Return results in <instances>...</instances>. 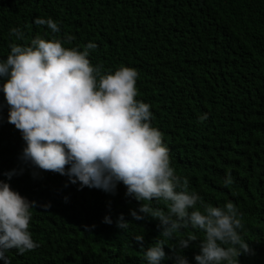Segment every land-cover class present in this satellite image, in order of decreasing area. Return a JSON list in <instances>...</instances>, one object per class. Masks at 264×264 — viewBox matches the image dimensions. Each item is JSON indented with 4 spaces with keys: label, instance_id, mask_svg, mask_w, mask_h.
Here are the masks:
<instances>
[{
    "label": "trees",
    "instance_id": "16d2710c",
    "mask_svg": "<svg viewBox=\"0 0 264 264\" xmlns=\"http://www.w3.org/2000/svg\"><path fill=\"white\" fill-rule=\"evenodd\" d=\"M35 17L52 18L60 31L51 33ZM10 27H19L23 39L10 36ZM37 35L80 50L94 42L88 59L102 74L122 65L136 69V99L150 105L170 166L204 203L230 200L238 207L239 231L251 249L237 257L239 264H264V0H0V59L10 42L28 44ZM23 145L0 92V180L36 202L29 231L38 246L23 254L9 249L10 264H146L137 234L145 248L164 240L162 264H173L177 249L169 246L176 238L196 235L182 249L196 264L202 231L158 237L156 218L130 215L142 202L126 195L122 183L114 192L78 187L22 161ZM13 169L10 179L4 175ZM226 171L229 186L222 183ZM121 214L126 229L118 226Z\"/></svg>",
    "mask_w": 264,
    "mask_h": 264
},
{
    "label": "clouds",
    "instance_id": "9594fccd",
    "mask_svg": "<svg viewBox=\"0 0 264 264\" xmlns=\"http://www.w3.org/2000/svg\"><path fill=\"white\" fill-rule=\"evenodd\" d=\"M33 22L46 24L51 33L60 31L50 17H35ZM9 35L23 39L19 27H10ZM70 40L66 34L65 42ZM95 47L91 41L82 50L65 47L60 39L39 35L28 44L9 43L6 58L0 59V92L7 121L24 141L21 160L66 175L81 188L114 192L122 183L126 195L142 202L138 209H130V215L136 220L156 218L161 229L158 237L176 238V232L189 227L203 232L194 255L196 264H239L237 257L251 251L239 231L242 213L230 200L213 206L188 190L187 178L170 166L162 133L151 125L150 105L136 99V69L122 65L102 74L88 59ZM199 119H207V114ZM15 173L13 169L4 175L10 179ZM222 183H233L230 171ZM153 200L164 202L165 208L145 203ZM35 207V201L0 180V260L4 264H10L9 249L23 254L38 246L29 231ZM104 221L111 222L107 215ZM117 223L125 229L129 226L123 214ZM134 239L140 242L146 264H162L168 258L163 239L156 238L147 248L143 235ZM196 239L194 234L176 238L175 245L169 246L177 249L173 264H189L182 249Z\"/></svg>",
    "mask_w": 264,
    "mask_h": 264
}]
</instances>
